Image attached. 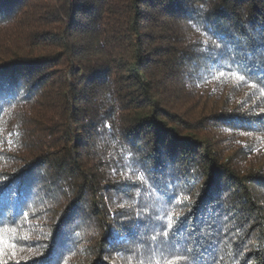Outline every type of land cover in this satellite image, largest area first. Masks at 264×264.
<instances>
[{
  "label": "trees",
  "instance_id": "obj_1",
  "mask_svg": "<svg viewBox=\"0 0 264 264\" xmlns=\"http://www.w3.org/2000/svg\"><path fill=\"white\" fill-rule=\"evenodd\" d=\"M0 264H264V0H0Z\"/></svg>",
  "mask_w": 264,
  "mask_h": 264
},
{
  "label": "snow or ice",
  "instance_id": "obj_2",
  "mask_svg": "<svg viewBox=\"0 0 264 264\" xmlns=\"http://www.w3.org/2000/svg\"><path fill=\"white\" fill-rule=\"evenodd\" d=\"M171 227H173V228H174L175 226H171Z\"/></svg>",
  "mask_w": 264,
  "mask_h": 264
}]
</instances>
